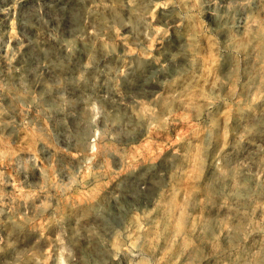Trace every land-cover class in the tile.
<instances>
[{
    "label": "rangeland",
    "instance_id": "obj_1",
    "mask_svg": "<svg viewBox=\"0 0 264 264\" xmlns=\"http://www.w3.org/2000/svg\"><path fill=\"white\" fill-rule=\"evenodd\" d=\"M0 264H264V0H0Z\"/></svg>",
    "mask_w": 264,
    "mask_h": 264
}]
</instances>
